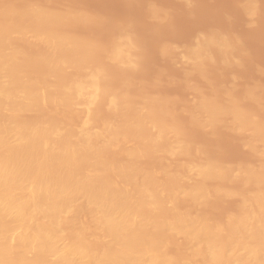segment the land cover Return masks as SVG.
Returning <instances> with one entry per match:
<instances>
[{
    "label": "bare ground",
    "instance_id": "1",
    "mask_svg": "<svg viewBox=\"0 0 264 264\" xmlns=\"http://www.w3.org/2000/svg\"><path fill=\"white\" fill-rule=\"evenodd\" d=\"M248 2L249 3H247V5L245 6L246 9L244 10L250 13L253 11V4L251 5L250 0ZM197 4L198 3H195V5ZM24 6L23 8H20L19 6V8L21 9L20 10L17 8V6H14V8L10 6L6 7L5 4V8L3 9V11H0V264H177L178 261L181 263L182 260L180 256L172 255V253H167V245L169 243L168 240L171 237H177L180 240L182 239V242L185 243V246H182L185 248V255L188 253L189 258L191 257L190 260L193 259L195 262L200 260V263L197 262L198 264H264V165H262L261 163V166H259V163V167H257V170H252L248 167L247 169L245 168V165L244 168L243 166L241 167V165H238L236 167L229 166L226 169L225 166V168H222L223 165H217V163H209V161H206V163L202 162L203 164L201 166H198V161L196 163L193 160V162L196 164L191 161L195 166L193 165V167L192 164V167L189 166L190 172L193 174L192 176L199 179V183H195V181H192L191 185V178L188 177V175L187 181L190 182V186H187L188 182L186 181V179H184L187 182L186 186L188 188L184 184L186 189L183 185H179L181 181L178 179L180 178L182 180L181 176L184 177V175V178H186L187 173H183L186 171L182 172L184 175H178L180 174L179 171H174L172 169L168 170L169 168H171V166L169 165H167L169 166V168H167V166H164L166 168H163L164 170H161L162 172L157 171L156 174L150 171H141L137 164L139 161L142 162V159L144 157H147L148 154L157 153L156 156L158 154L167 156V152L171 149L167 157L160 156V158H162L163 160L164 158L170 159V156H173L174 159L175 157H177L175 155H178V157L180 158V155L183 154V148L181 147L182 144H180V141L182 139L179 140V144L176 143L178 140L175 137L179 138L178 134H176L177 136L174 135V139L171 140L174 148L171 144L172 148L168 149V151L166 149V147H171L169 146V144L168 146L167 144H164L166 142L171 143V141L169 140V142L167 140L165 141L166 134L169 131V125L165 124L164 122L168 121L167 119H169V117H167L168 114H166V112L162 111V109L160 108L163 105L160 103L159 99V101L157 100V97L159 96H153L155 100L152 96L151 98L150 96H148V98L146 96L144 97L149 101H152V99L155 102L156 100L158 101L156 102L157 104L152 101V103H154L153 105H150L152 104L151 102L148 103L147 101L143 100L142 97L141 101H143V105H139V107L137 106L138 109H135L137 108L136 106L135 108H130L131 104L133 103L131 99H129L130 96L128 98L127 92L125 90L124 91L126 92V94L120 91L119 93H115L114 95L113 93L116 90L111 89V91L114 90L112 93L110 89L108 90L109 92L105 90V87H107L104 86L105 84L103 83L106 79L104 73L106 75L107 71H105L103 68L105 65L102 67L103 62L101 61L102 63H100V60H97L100 64V66L98 64L97 66L94 64L97 63L96 61H94L93 63L91 59H88L90 58L88 56L92 54L90 51L94 50L93 52H95L98 50V44L95 45V43L93 44L87 42L86 40H84L85 37L80 38L75 35L73 36V34L66 33L67 31L65 30L64 32L63 28L62 31H60V27L62 26V24L60 25L57 23L60 27L56 25L58 27L53 28V24L54 27H56V20L59 21L63 18H65V23L66 18L69 20L71 17H77L82 21H86L88 16L85 12H83V9L82 11H79L78 9V12L75 13L73 12L74 10L70 9V11H68L65 9V12L60 11L62 13L56 14L49 10L52 8L47 9L46 7H43L42 4L40 6V3L36 4L35 6H33V3L32 6ZM145 6H147V4ZM128 8L129 7L125 8V10ZM115 9L118 10V8ZM195 10L197 11V9ZM261 10L259 12H261ZM182 11L183 8L181 12ZM194 12L195 11L192 10V13ZM15 14H18V21H13L14 18L12 17ZM187 14H189V11ZM147 15L149 14L147 13ZM98 18H100V16ZM102 20L104 19L102 18ZM60 22L63 23L64 21L62 20L59 21V23ZM139 27L141 28V26ZM199 28L197 29L199 30ZM225 29L229 31V29ZM167 31L164 33H167ZM169 34L170 33H168V35ZM177 34L179 35L180 33L177 32ZM130 36L124 33H120L119 35H117V38H115L114 41L115 45H110L111 47L108 48H112L110 50L112 51V55H110V51H108L110 59L112 57V61L109 59V56L107 57L108 60H110L112 63H115L114 60L119 61L118 66L122 65L121 67L119 66V68L123 69L124 66V68H129L131 71L133 67H136L138 63L140 64V62L138 61L142 60V55H139V57L141 56V58L140 60H138L139 58L137 59L131 53L134 42L133 38H130ZM155 36L156 35L154 34V38H157ZM13 37L15 39L17 38L18 40H21L22 43L27 39H30L31 41L34 40V44L37 43L40 46H43L42 49L45 47L44 49H47L49 52L45 50L47 52L46 53L41 49L40 50L42 52H40L38 49L39 53L36 56L33 55L34 57L29 58L25 55L24 57L25 52L22 51L23 47L21 49V44L19 45V42L16 43L18 40L13 43ZM199 37L200 38H197L198 40L196 41V44L193 46V48L191 47V49H189V57L187 56L188 54L185 53L188 57V64H192L193 67L201 63L203 59L205 62L208 58L212 59V57H210L211 55L209 56L210 46L211 48L215 46L220 52H222L225 48H227L226 50H228L229 47H227L226 45L232 42L229 41L232 39L231 35V39L229 40L228 37H224V35H212L211 33L210 35L204 34ZM138 38L141 40V37ZM163 38L165 37H162V39L159 38V41L163 40ZM233 40L235 41V39ZM138 42L141 43L140 41ZM182 42L184 43V41ZM31 43L33 44V42ZM102 44L105 45L103 42ZM35 46L37 45L35 44ZM219 51L218 53H220ZM224 51L222 53L223 55ZM145 52L146 49H142L143 56L146 55ZM182 52L184 53V51ZM244 52L245 51H243V53ZM154 53L151 54L153 55ZM170 53L172 52L170 51ZM151 54L150 56H152ZM206 56L209 57L207 58ZM26 57H28L29 59ZM215 58L217 60L218 57ZM239 58L241 59L242 57ZM199 59H201L200 62ZM89 60L91 61V63H93V65H91L93 67L89 66L90 68H88V65L91 64L88 62ZM196 60H198V64L194 66L193 64H195ZM38 62L39 64H47L46 66L48 67V69L46 68L47 70L45 71L47 79L51 77V79L57 80V76H59L60 73V77L62 76L61 78L63 79V81H61L62 79L60 80V78L59 81H52L50 79V82L44 81L46 83L45 85L41 84L44 85V87H38V85H36V87V79L34 80V78H30V76H28L30 78L29 79L28 77H26V73L28 69H30L33 65H36ZM154 62L155 61H153V63ZM185 62L186 61H184V63ZM252 62L254 61H251V63ZM117 63L118 62H116V64ZM145 63L148 62L145 61ZM156 64H158V62ZM210 64L208 63V66ZM66 65H70L69 67L72 66L73 69L70 68V70L86 69L87 71L84 70L86 72L82 70L80 72H84L87 75V80H85L86 76L84 75V73V76H82L85 77L82 80L87 83H84V81L82 80L81 81L83 83H81L79 78L81 79L82 77L80 76L77 79L80 83L74 80L76 78L73 77V79L72 77H68L70 74L63 75L65 77L67 76V78H72L73 80L66 79L65 77L63 78L61 72H63L66 68L68 69ZM143 65L145 64L143 63ZM143 65L141 67H143ZM152 65L153 64H151L150 66ZM199 65L202 66L201 64ZM64 66H66L65 69L63 68ZM220 67L223 68L222 65ZM151 68H154V65ZM60 69L62 70L61 72ZM224 69L226 68L224 67ZM57 70L59 71V73ZM144 70L146 69L144 68ZM78 71L74 70V72ZM74 72L70 76H74L75 74L79 75V73L74 74ZM125 74L128 75V73L126 72ZM184 74L181 75L184 76ZM103 77L105 78L104 80ZM260 83L261 82H259V84ZM108 93L113 96L109 95ZM104 94L106 96H111L109 100L108 98L105 99L106 96H104ZM126 98L129 99V101H127ZM199 98L200 102L197 104V102L195 101V105L197 106L201 104L200 106L202 107V110L205 111L204 109H206L204 113L207 112L208 114H205V121H209L210 123L216 122L218 113H226L228 110L229 116L232 115L235 119V121H233L235 122V127H232V129L238 130V132L248 130V133L252 134L251 136L255 135L256 132L258 133V135L262 132L264 133V127L260 125L261 122H257V125L259 126L255 125L257 119H255L256 121H253V116L252 118L250 117V119L254 123L251 121H246L247 118H245L243 114L244 111H241V109L237 108L238 106H235L236 101L233 102L235 104L230 105L229 103H231L232 99L230 101L228 100L229 102H227L226 105L229 104V108L228 106L222 105L223 107L221 106V109L225 110L227 108V110L221 111L220 109L215 110L218 107L220 108V106H217L216 103L214 104L213 101L211 102V99H206V96L204 99H206V101H209L208 103L203 102V98H201L200 96ZM103 99L105 101H108L105 105L108 104L107 108L110 109V113L113 111L112 113L114 116L111 118H103L104 116H101L102 118L99 119L100 117L97 118L98 115L95 114V108H98V103ZM262 99L264 98L262 97ZM42 101L43 104L45 101V104L47 103V101L48 104L49 102L50 104L57 103V105L58 102L60 103L59 105L64 103L69 106L68 108H70V106L73 107L74 105V109L71 108L70 111L75 110V112L79 114H74L73 111L72 113L75 116H80V114L82 115L83 111L81 113H79L78 111L85 109V112H83V114L85 113L83 117L80 116L79 119V117L76 116L79 121L81 120V123H79L81 124L80 127L76 124H73L75 116H71V112V114L68 113L70 114V117L66 116L67 114H62L68 118L65 119V122L60 123L59 121H55V119L53 120L51 118L41 121L33 120L34 122H28V120L25 119L23 120V115L26 116L30 112L33 113L35 110H38L37 106H39L40 109V104H42ZM135 102L133 105H135ZM144 102H146V104H144ZM138 103L140 104V102ZM212 103L217 106L215 107V109ZM64 104L62 105L65 106ZM158 104H161L162 106H158ZM59 105H55V107H57L55 109H58L59 107L61 109L62 106ZM136 105H138L137 102ZM154 105H157L158 110L153 108ZM210 105L211 107H213L211 108ZM75 106H82V109H79L80 107H78L77 109V107ZM200 106H197V109L199 107L200 110ZM62 108L68 109L67 107ZM132 108L133 110L135 109L134 113L132 111ZM164 108L165 107L163 106V110ZM128 109H131L128 114H130L131 112L133 114H126L125 112H128ZM159 109H161L162 112H165L167 116H164V118L166 117V119H163L162 116L164 113L159 111ZM53 110L51 113L52 115L54 113L58 114V112L61 111L60 110L57 112V110ZM119 113H122L121 116L119 115ZM247 116H249L248 113L246 117ZM233 118L231 120H234ZM96 124H99V127H97ZM73 125H76L75 127L77 128V130L76 128H73ZM259 127L262 128L260 129ZM71 128L75 129V131L71 130ZM259 129L262 130L261 133L258 132L260 131ZM254 131L255 133H252ZM130 132H135L134 134L137 133L138 139L135 140V137H133V140L129 138L132 141L135 140V142H133L134 144L131 143V145H129L126 143L128 146L124 147L121 143V146H119L121 141L120 139L125 138V136L126 138H128ZM150 132H153L154 134H151ZM257 136L255 137V139L257 138ZM261 136L264 137V134L260 135V137ZM258 138L255 142L258 143V141L261 140L263 142L262 138L261 140L260 138ZM251 140L250 143H252V145L255 147L256 143L253 142V140L251 142ZM127 142L130 143L129 141ZM117 145L120 147V149H125L123 151V154L122 152H119V155H123V159L121 158L122 156H120V159L116 158L119 161H110L107 158L106 154L110 149H112L113 151L114 148L115 151L116 149H119L116 148ZM252 145L250 147L251 149H254ZM184 146L185 143L183 147ZM263 147V145L261 146V148L258 147V149L262 150L257 149V152L259 151L262 157L264 156ZM186 156H189V154ZM181 157H183V155H181ZM160 158L159 160H161ZM174 160L177 161L176 158ZM166 161H168L169 163V160ZM178 162L179 160L177 161V163ZM161 163L159 164V166L162 165ZM172 163L174 164V161ZM188 163L190 164V162ZM178 164H180V162ZM174 166L173 169L175 168ZM186 166L185 170H187L188 172L189 168L186 169ZM160 168H157L156 170H160ZM160 172L162 174H160ZM174 172L179 173L176 175V173ZM157 175L159 176V178ZM225 177H228V179L231 178V180L234 177H236L237 179L238 177H241V179L243 178L245 180V184L246 182H251V184L253 183V186L256 185V188L253 191L251 190L250 192H248V194L243 192L245 196H242L243 198H241L240 200L242 202V208L241 206H238L241 209L242 214L231 218L229 222L227 220L229 224L226 223V220L224 221V224L229 225V229H226L229 231H227L224 236H222V228H220V226H217L216 228V225L214 226L208 224L206 222L207 220H203L204 216L201 217L196 214H188V216L184 212V214H182L177 211L173 212V210L170 209V206L177 202V200H179V202H181V200H189L198 204L204 202L208 194L207 192L211 189L206 191V185L204 186V183L202 184V186L200 183L201 180H203L204 182L207 181L206 179L209 180V178L221 179ZM163 179H165V182H163ZM159 180H161L162 183ZM177 181H179V184H177ZM181 183H184V181ZM177 185L180 186V188H178ZM182 186L183 189L180 190ZM210 187L212 188L213 186H211L210 184ZM231 189L232 188H230V190ZM222 190L223 189H221V192ZM218 191L217 195L220 194H218ZM230 192L228 190H223L222 193L229 194ZM171 201L175 202H172L171 204ZM170 210H172V212ZM169 212L171 213V215H169L168 217L161 216L162 213ZM88 227L93 228L94 230L91 234L87 232ZM219 228L221 232L219 231ZM219 232L222 235H220ZM98 244L99 246L96 247ZM179 252H181L180 249ZM178 257H180V259ZM187 259L188 257L185 259V261ZM182 264H184V261L182 262ZM185 264H187V262H185Z\"/></svg>",
    "mask_w": 264,
    "mask_h": 264
},
{
    "label": "rangeland",
    "instance_id": "2",
    "mask_svg": "<svg viewBox=\"0 0 264 264\" xmlns=\"http://www.w3.org/2000/svg\"><path fill=\"white\" fill-rule=\"evenodd\" d=\"M130 1H128V0H113V1L112 0H0V11L1 12L3 11V9L5 8L4 7L5 4H6V7L10 6V7L14 8V6L15 7L17 6V8L20 9L21 7L23 8L24 4H25L24 7H26V6H32V3H33V6L40 3V6L42 4V6L46 7L47 9L52 8L49 10H51L52 12H54L56 14L62 13L63 11L65 12L66 10L70 11V9L74 10L73 12L75 13V12H78V9H79V11H82V9H83V12H85L86 15L88 16L86 21H84V20L82 21V20L78 19L77 17H74L76 19H74L73 17H71V18L69 17L70 18L69 20L66 18V23H65V18L62 19L64 21L63 23L62 22L59 23V21H62L61 19L59 21L56 20L55 26L58 24H60V25L62 24L61 27L58 25L61 28V30L58 28L60 31H62V28H63L64 32H65V30L67 31L66 33L73 34V36L75 35V36L80 37V38L85 37L84 40H86L87 42H90L93 44L95 43V45L98 44L97 45L98 50L95 52H93L94 50L90 51L92 54L91 53H90L91 55L89 54L90 56H88V57H90V58H88V59H91L93 63H94V61H96L97 63H94L95 65L98 64L100 66V64L98 63L99 60H100V63L103 62L102 67L105 65L103 68L105 71L107 70L106 75L104 73V76H106L105 77L106 79L103 77V80L104 79L105 80H104V82L102 80V82L105 84L104 86H107V87H105L106 88L105 90H107V92H109L108 91L109 89H110V91H111V89L116 90L113 93V95L115 93H119L120 91L124 92L125 94L127 92L128 98L130 96L129 99H131L133 104L136 100L138 105H136V102H135V105L131 104L130 108L131 107L135 108V106L139 107V105L142 106L143 105L142 104L143 101H141L142 99L147 101L148 103H150V102L152 103V101L155 100L154 97L159 96V97H157V100L159 99L160 103L165 108L163 110V106L161 104H158V106L161 105L162 107H160V108L162 109V111H165L166 114H168V116L165 114V112H162L161 109H159V111L164 113L162 116L163 119H166V117L164 118V116L169 117V119H167L168 121L164 120L165 121L164 123L169 125L168 126L169 131L166 134L165 141L166 140L167 141L173 140L174 139L173 137L176 134H178V137H179V138L175 137L178 140L177 141L175 139L177 141L176 143L179 144V140L182 139L180 141V144H182L181 147L183 148V154H181V155H183V157H181V155H180V158H181L180 159L178 157V155H175L178 157V158L177 157H175V158L177 159V161L179 160L180 164H178L179 162L177 163V161L174 160L175 158L173 159V156H170V155L169 156H170L171 160L169 158L168 159L164 158L165 161L169 160V163H168V161H166L167 162L166 163L162 158H160V156H163V157L168 156V153L171 151L170 148H172V145H173L172 141H171V143H167V142L164 143V144H167V146H168V144H169V146H171L169 148L166 147L167 151H168V149H170L167 152V156L166 155L165 156L159 155V154L156 156L157 153H151L153 157L151 156V154H148L149 157L147 155V157H144L142 159V162L139 161L137 166H139L141 171H150V172H153L156 174L157 171L158 172L161 170L163 171L164 170L163 168H166L164 166L169 165V166H171V168H169V166H167V168H169L168 170L172 169L174 171L176 170V171L180 172V174H178L179 172L178 173L174 172V173H176V175L177 174L178 175H184L185 173H187L186 178H184L185 175H184V177L181 176L182 180L180 178H178V176H177V178L181 182L184 181V183L180 182V184H179V181H177L178 182L177 184L183 185V186L185 184V186H186V183L188 182L187 181L188 175H189L188 177L191 178L190 179L191 181L188 179L191 182V185H192V181L193 182L195 181V183H196L199 180L196 177L192 176L193 174L190 172V167H192L194 164H196L197 161H198V164H197L198 166H201L203 163H206V161H209V163H215V164L217 163V165L218 164L223 165L222 168L225 166L226 169L229 166L230 167L231 166L236 167L238 165H241V167L243 166V168L246 166L245 168L248 167L249 169L251 168L252 170H257L258 169L257 167L261 166V163H262V165H264L263 164L264 163V161H263L264 156L262 157L260 152L258 151L259 154L257 152L258 147L261 148L262 145L264 146V137H262V136L260 137V135L264 134L262 132V130H260L262 127H264V99H262V97L264 98V68H263L264 67V0H250L251 5L252 4L254 5V6L252 5L253 11L251 10L252 12H250V13L244 10V9H246L245 6L247 5V3H249L248 2L249 0H245V1H243V0H229V1L228 0H209V1L208 0H196V1L195 0H191V1L190 0H181V1L180 0H152V1L151 0H136V1L130 0ZM211 1H214V2H211ZM26 3H27V5H26ZM29 3H30V5H29ZM156 3H157V7H156ZM173 3H174V5H173ZM176 3L179 5H177ZM184 3H185V5H184ZM195 3H198L199 5L198 4L195 5ZM146 4H147V6H145ZM220 5H221V7H220ZM227 5H228V7H227ZM19 6H20V8H19ZM260 6H262L263 9ZM127 7H129L128 9H130L131 7L132 8L130 10H128V9L125 10V8H127ZM115 8H118V10ZM177 8H179V9H177ZM182 8H183V11L181 12ZM194 8L197 9V11ZM257 8H259V9H257ZM192 10L195 12L192 13ZM198 10H199V12H198ZM260 10H261V12H259ZM60 11H62V12H60ZM188 11H189V14H187ZM216 11H217V13H216ZM244 11H245V13H244ZM1 12H0V14H1ZM206 12H207V14H206ZM70 13H72V12H70ZM147 13L149 15H147ZM151 13H152V15H151ZM153 14L156 16H154ZM205 14L208 16V18ZM161 15H163V16H161ZM14 16L12 17V18H14L13 21H18L19 20L18 14L17 15L15 14ZM99 16H100V18H98ZM103 16H106V17H103ZM186 16H188V17H186ZM16 17H18V18H16ZM200 17H202V18H200ZM102 18L104 20H102ZM204 18H206V19H204ZM159 19H160V21H159ZM201 19H203V20H201ZM171 21H172V23H171ZM64 24H65V26H64ZM58 26L54 27V24H53V28H57ZM103 26L105 28L106 27L107 28L105 29ZM139 26H141V28ZM197 28H199V30ZM225 28L229 29V31L226 30ZM137 29H138V31H137ZM164 30H166V31L168 30L170 32L167 31V33H164V32H166ZM224 30H226V31H224ZM171 31H172V33H171ZM161 32L163 35L161 34ZM177 32L180 34L178 35ZM120 33L121 34H123V33L128 34L129 36L131 35L130 38H133V42H134L133 43L134 46L131 49V53L137 59L139 58L138 60H140V58H141V56L139 57V55H142L143 61L142 60L138 61V62H140V64L138 63L136 65V67H133V69L131 68L132 69L131 71L129 68H124V66H123V69L119 68V66L120 67L122 66V65L118 66L119 61L114 60L115 63H112L111 62L112 57L110 59V56H109V54L112 55V51H110L112 48L111 49H108V48L113 46V44L115 43L114 42L115 38H117L116 36L119 35ZM158 33L161 34L162 36L159 35ZM168 33H170V34L168 35ZM210 33L212 35H220V36L224 35V37H228V40L231 39L230 38V35H231L232 39L229 41L230 42L232 41V42L229 43L230 45L229 44L226 45L227 47H229L231 49L228 48V50H226L227 48H225L224 49L225 51L223 50L224 51V55H223L222 54L223 51L220 52L215 46L214 47L216 50L214 49V47L211 48V46H210L209 56L211 55L210 57H212V59L208 58L209 56L208 57L206 56L208 58V59L205 58V59H207L206 62L203 59V61L201 63H199L202 66H200L197 63L198 60H196L195 64H193V65L195 66L196 64H198L199 66L197 65V66L193 67L192 64L189 65L188 61H187V58L189 57V49H191V47L193 48V46L196 44V41L200 38L199 36L204 35V34L210 35ZM236 33H238V34H236ZM151 34H152V36H151ZM154 34L156 35L155 37H157V38H154ZM165 34H166V36H165ZM138 37H141V40ZM144 37H145V39H144ZM162 37H165V38H163V40L159 41V38L162 39ZM256 37H257V41H256ZM153 38H154V40H153ZM137 39H139V40H137ZM194 39H195V41H194ZM233 39H235V41ZM237 39H238V41H237ZM17 40H18L17 38L15 39L13 37L12 42L15 43V41H17ZM143 40L144 41L146 40V41L144 42ZM138 41H140L141 43H139ZM182 41H184V43ZM18 42H19V45L21 44L20 45L21 49L23 47L22 51L25 52V54L23 53L24 57H25V55L28 56L29 58L34 57L39 53V51L42 52L41 50H44V51L47 50V49H44L45 47L42 49L43 46H40L37 43H35L37 45V46H35L34 40L31 41L30 39H27V40H24L23 43L21 40H18L16 43H18ZM31 42H33V44ZM102 42L105 45H103ZM178 42H179V44H178ZM261 42H262V44H261ZM145 44H147V45H145ZM241 45H242L243 49H242ZM142 46H144L146 49V52H145L146 55H144V56H143L144 52L142 53V49L143 50H145V49ZM139 48H140V51H139ZM160 48L163 50H161ZM186 48H187V51H186ZM38 49H39V51H38ZM235 49H236V51H235ZM169 50L172 53H170ZM108 51H110L109 54H108ZM182 51H184V53ZM218 51L220 53H218ZM243 51H245V52L243 53ZM154 52H157V53H154ZM229 52H230V54H229ZM149 53L150 54L154 53V54L153 55L151 54L152 56H150ZM185 53L188 54L187 55L188 57L186 56ZM240 54H242V55H240ZM107 56H109V59L111 61L108 60ZM247 56H248V58H247ZM28 57H26V58H28ZM149 57H150V59H149ZM215 57H218L217 58L218 61L216 60ZM239 57H242L241 58L242 60ZM147 58H148V60H147ZM162 59H163V61H162ZM180 59H181V62H180ZM209 59H211V60H209ZM152 60L155 62L153 63ZM176 60L178 61V63ZM219 60H221V61H219ZM145 61L148 62L149 64L145 63ZM151 61H152V63H151ZM156 61L158 62V64H156L157 63ZM184 61H186V62L184 63ZM200 61H201V59H199V62ZM228 61H229V63H228ZM251 61H254V62L251 63ZM88 62L91 63L90 60ZM116 62H118V63L116 64ZM233 62H235V63H233ZM241 62H243V63H241ZM40 63H43V62H40ZM93 63L88 65V68H90L89 66L93 65ZM143 63L145 65H143ZM208 63L209 64L211 63V64L208 66ZM113 64L114 65L116 64L117 67H116V65L114 67ZM141 64L143 65V67H141L142 66ZM151 64L154 65V68H151V67H153V65L150 66ZM155 64H156V66H155ZM46 65H47L46 63L39 64V62H38L36 65H33L32 67L30 66L31 68L27 70V73H26L27 76L26 75L25 76L26 77L30 76V78H34V80L36 79L35 80V86L38 85V87H41V86L44 87V85L46 84L44 81L50 82V79H51V77H49V76H48L49 79H47V75H45V71L48 69V67ZM111 65H113V66H111ZM219 65L220 66L222 65L223 68L220 67ZM66 66L68 67V69L66 68L67 70L65 69ZM66 66L63 67L66 70V71L65 70L63 71L64 73L61 72L62 70L60 69V72L62 75L63 74L64 75L65 74L66 75H69V74L72 75L74 70H77V71L79 70L78 72H74V74L79 73V75L78 74H75L74 76L69 75L68 77H72V78L74 77L76 79H74V78L73 79L75 81H78L77 79L79 76L82 77L85 75L86 78L82 77L81 79L79 78V80L81 81L84 78H85V80H87V75L84 73L87 71L86 69H81L82 71L86 70L83 72L84 73V75H83V73L80 72L81 71L80 69L70 70V68L73 69L72 66L71 67H69L70 65H66ZM91 67H93V66H91ZM140 67L142 70L140 69ZM224 67L226 69H224ZM144 68L146 70H144ZM149 68H151V69H149ZM184 68H185V70H184ZM154 69H156V70H154ZM138 70H141V71H138ZM256 70H258V71H256ZM124 71L126 73H128V75L125 74ZM207 71H208V73H207ZM58 73H59V71H58ZM137 73H139V74H137ZM181 74L182 75L184 74V76H182ZM64 75H63V78L65 77ZM134 75H136V76H134ZM141 76H142V78H141ZM61 77H60V73H59V76H57V80L59 81V78L61 80L62 79ZM136 77H137V79H136ZM65 78L69 79V80L70 79L73 80L72 78H67V76ZM252 78H254V79H252ZM199 79L202 81H200ZM51 80L57 81L55 79H51ZM227 80L230 82H228ZM255 80H256V82H255ZM61 81H63V79ZM82 81H84V80H82ZM82 81H81V83H83ZM198 81H199V84H198ZM259 82H261V83L259 84ZM84 83H87V82L84 81ZM41 84H44V85H41ZM227 85H229V86H227ZM238 85H239V87H238ZM239 89H240V91H239ZM114 90H112L111 93ZM223 93H225V94H223ZM105 94H104V96H106ZM109 95H111V94H109ZM109 95H107L108 97L106 96L105 99L108 98V100H109V98L111 96H113V95H111V96H109ZM145 96L147 98H148V96H150V98H151V96L152 97L154 96L153 97L154 100L152 99V101H149L147 98L146 99L144 98ZM199 96L201 98H203V100H202L203 102L208 103L209 101H206V99H208V100L211 99V102L213 101L214 104L216 103L217 106H220V108L218 107L215 109V107H217V106L212 103L214 105L215 110L220 109L222 111V110H224V109H221L223 106H228V108H229V104L232 105V104L236 103L235 106H238L237 107L238 109H241V111L245 112V113L243 112V114H244L245 118H247V120H246L247 122L251 121L250 117L252 118V116H253L252 120L254 119L253 121H256L255 119H257L255 125H257L258 123L261 122L260 125H262V127H259L260 131H258V132H260V133L262 132V133L259 135L257 132L255 133V131L252 133H255L256 136L258 135L257 138L259 137L260 140L262 138L263 142H262V140L258 141V143L255 142V141H257V138L255 139L256 136L255 135L251 136L252 134L251 133L249 134L248 130H245V131L243 130V131L238 132V130L232 129V127L233 128L235 127V125H234L235 122H233V121H235V119L233 118L232 115L229 116L227 108L224 110V111L227 110L226 113L224 112L227 115H225L223 112L221 113L219 111L220 113H218V115H217L218 118H217L216 122L210 123L209 121H205L206 115L208 114L207 112H206L207 114L204 113L206 111V109H204L205 111H203L202 107L200 106L201 104H200V105H197V106L201 107V109L199 110V107L197 109V106L195 105L196 104L195 101L197 102V104L200 102ZM205 96H206V99H204ZM125 97H126V95H125ZM129 99H127V101H129ZM223 99H224V101H223ZM231 99H232L231 103L226 105L227 102H229ZM157 100H156V102L159 101V100L158 101ZM202 101H201V103H202ZM45 102H44V104H43V101L41 102L42 104H40V109H39V106H37L38 108L36 107L38 109V110H35L36 112L35 111L33 113L30 112L29 114L26 113V114H28L26 116L23 115V117H22L23 120L25 119V120H28V122H30V121L34 122L33 120L41 121V120H48L51 118L53 120L55 119V121H59V123H60V122H65V119L70 117V114L73 111H74L73 112L74 114L77 113V112H75V110L70 111L71 108L74 109V105H73V107L70 106V108H68L69 107L68 105H66L64 103H62V104H64L65 106H63L62 104L59 105L60 103L58 102L59 106H62L65 108L67 107L68 109H63L62 107H61V109H60V107L58 109H55V108H57V107H55V105L58 106L57 103H55V104L51 103L50 104V102H49V104H48V101H47V103L45 104ZM106 102H108V101L107 100L105 101L104 99L102 101L100 100V102L98 103V106H97L98 108H95L96 110H94V111H96L95 114L98 115L97 118L100 117L99 119L102 118L101 116H104L103 118H107V117L111 118L114 116L112 113L113 111L110 113V109L107 108L108 104L105 105ZM138 102H140V104ZM156 102H155V104H157ZM233 102H235V103H233ZM144 104H146V102H144ZM153 104L154 103H152L150 105H153ZM50 106L53 107L54 110H57V112L61 110L60 111L61 113L60 112H58V114L54 113L53 114L54 116H53L51 114L53 108H51ZM75 107H77V109H78V107H80V106H75ZM138 107L135 109H138ZM210 107H211V105H210ZM133 108H132V111L134 113L135 109L133 110ZM153 108L158 110L157 105L156 106L154 105ZM79 109H82V106ZM68 110H69V112H68ZM130 110L128 109L127 110L128 112H125V113L128 114L130 112ZM82 111L85 112V109L79 110L78 112L81 113ZM83 112H82V115L80 114V116H82V117L85 114V113L83 114ZM68 113H70V114H68ZM73 113L71 116L74 115ZM247 113L249 116L246 117ZM62 114H64V115L67 114L66 116H68V117H66ZM121 114L122 113H119L120 116H121ZM130 114H128V115H130ZM198 114H200V115H198ZM78 115H76V116H78ZM76 116H75V118H76ZM80 116H78L79 119H80ZM203 116H204V118H203ZM256 116H257V118H256ZM64 117H66V118H64ZM82 117H81V119H82ZM75 118H74L73 124H76L77 126L80 127L81 124H79V123H81V120L79 121V119L76 118L77 119L76 120ZM232 118L234 120H231ZM253 121H251V122H253ZM75 126L73 125V128H76ZM96 126L99 127V124H96ZM257 126H259V125H257ZM73 128H71V130L75 131V129H73ZM173 128H174V131H173ZM76 130H77V128H76ZM130 133L132 134L133 132H130ZM130 133L128 135V138H126V136H125V138L120 139L121 141H120L119 146H121V143L123 144L122 146H124V147L128 146L127 144H129V145H131V143L134 144L133 142H135V140L138 139L137 133L134 134L135 133L134 132L132 135ZM150 133L152 134L153 132H150ZM249 136H251V137H249ZM133 137H135L134 141H132L134 139ZM129 138L132 140H130ZM252 138H254V139H252ZM126 139H129V140H126ZM251 139L253 140V142L256 143L255 147L252 145V143H250ZM252 140H251V142H252ZM124 141H126V142H124ZM127 141H129L130 143H128ZM184 143H185V146H184L185 148L183 147ZM250 144L252 145V147H254V149L253 148L251 149ZM260 144H262V145H260ZM119 146L117 145L116 148H119V149H116V151L114 148V151L112 149H110L109 152H107L106 155L110 161L111 160H115V162L119 161L116 158H119L120 156H122L121 158L123 159V155H119L120 154L119 152H122V154H123V151L125 149L124 150L120 149ZM173 148H174V145H173ZM185 149H186V151H185ZM258 150H262V149H258ZM188 154H189V156H186ZM195 154H196V157H195ZM158 157L161 160H159ZM183 158L185 159V161ZM192 158H194V159H192ZM158 160L160 163L163 161L161 163L162 165L159 166L160 163L158 162ZM193 160L196 163H194ZM259 160H261V161H259ZM173 161H174V164L172 163ZM191 161L194 164H192ZM157 162H158V164H157ZM188 162H190V164ZM175 164H177L178 166ZM191 164H192V166H191ZM258 164H259V166H258ZM173 166L175 167L174 169H173ZM176 166H177V168L178 167L179 168L177 169ZM185 166H186V169L189 168L188 169L189 174H188L187 170H185ZM160 167H162V168H160ZM157 168L158 169L160 168V170H156ZM183 171H186V172H183ZM161 172H160V174H162ZM161 177H163V176H161ZM158 178H159V176H158ZM184 179H186L187 182ZM238 179L236 177L232 178V180H231V178L228 179V177L221 178V179L220 178L219 179L209 178V180L206 179L207 181H204V182H203V180L200 179L201 185L205 183L204 186L206 185L205 186L206 191L211 189L207 192L208 194H207L204 202L198 204L196 202L194 203V202L189 201V200L188 201L181 200V202H179V200H177V202L171 201V204H172V202L173 203L175 202V203L172 205L170 204L171 205L170 209H172L173 212L177 211V212H180L182 214L186 213V215L196 214V215H199L201 217L204 216L203 220L204 219H205L204 221L207 220L206 222L208 224H211L214 226L216 225V228H217V226H220V228H222L221 230L223 232V235L220 233L221 232L220 228H219V231H220L219 234L224 236L225 233H227V231H229L226 229H229V225H228L229 223L228 222L231 220V218H233L239 214L240 215L242 214V211L239 207L241 206V208H242V202L240 200H241V198H243L245 196L244 193L248 194V192H250L251 190L253 191L256 188V185L253 186V183L251 184V182L250 183L246 182V184H245V180L243 178L241 179V177H238ZM164 180L165 179H163V182H165ZM215 180H217V181H215ZM159 181L161 182V180H159ZM190 182H188L187 186L188 185L190 186ZM211 182L212 183L214 182V183L212 184ZM219 182H220V184H219ZM210 184H211V186H213L212 188L210 187ZM183 186L181 187L180 190L183 189ZM185 186H184V188L186 189L187 186L186 187ZM224 186L225 187L228 186V187H226V189H225ZM177 187L180 188V186H178V185H177ZM230 188H232L231 189L232 191L230 190ZM221 189L228 190L229 192L230 191L231 192L229 194L228 193H222L223 190L221 192ZM218 190H220V191H218ZM212 191L213 192L215 191V192L213 193ZM217 191H218V194L220 193L219 195H217ZM231 194H232V196H231ZM237 194H238V196H237ZM239 203H241V204H239ZM237 208H239V209H237ZM172 210H170V211L172 212ZM169 215H171L170 212L169 213H162L161 216L168 217ZM225 220H226V223H228V224H224ZM227 220H228V222H227ZM227 225H228V227H227ZM89 228L90 227H88L87 232L89 234H91L92 231H94V230H93V228H90V229ZM168 241H169V243L167 245V253L168 254L172 253V255H177V256L181 257V260H182V261L180 260L181 263L178 261L177 264H182L183 261H184V264H185V262H187V264L188 263L190 264V262H191V264H198L197 262L200 263L199 259H198L199 261H197V262H195L193 259H191V260H193V261H191L190 260L191 257L189 258L188 253L185 255V253H186L185 248L182 247V246H185V243L182 242L183 241L182 239L180 240L177 237H171V238H169ZM98 246H99V244L96 247H98ZM178 248L180 249L181 252H179ZM181 254H182V256H181ZM180 257H178V258L180 259ZM187 257H188V259H187L188 261L187 260L185 261V259ZM178 258H177V260H178ZM195 260H197V259H195Z\"/></svg>",
    "mask_w": 264,
    "mask_h": 264
}]
</instances>
